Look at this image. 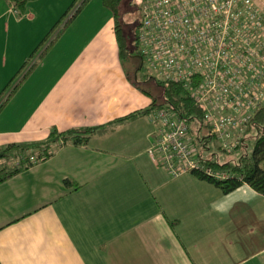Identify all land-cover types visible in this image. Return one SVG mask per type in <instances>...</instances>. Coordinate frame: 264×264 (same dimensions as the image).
Listing matches in <instances>:
<instances>
[{
    "label": "crops",
    "instance_id": "1",
    "mask_svg": "<svg viewBox=\"0 0 264 264\" xmlns=\"http://www.w3.org/2000/svg\"><path fill=\"white\" fill-rule=\"evenodd\" d=\"M74 1L30 0L15 12L0 0V103ZM84 5L0 107V145L107 126L152 101L124 66L107 6L98 26L71 31ZM149 114L0 182V264H264V193L170 175L148 152L158 128Z\"/></svg>",
    "mask_w": 264,
    "mask_h": 264
},
{
    "label": "built area",
    "instance_id": "2",
    "mask_svg": "<svg viewBox=\"0 0 264 264\" xmlns=\"http://www.w3.org/2000/svg\"><path fill=\"white\" fill-rule=\"evenodd\" d=\"M139 8L136 36L149 74L182 82L217 145L235 149L264 106V8L255 0H142ZM149 116L158 128L148 152L159 165L172 176L204 168L174 110Z\"/></svg>",
    "mask_w": 264,
    "mask_h": 264
},
{
    "label": "trees",
    "instance_id": "3",
    "mask_svg": "<svg viewBox=\"0 0 264 264\" xmlns=\"http://www.w3.org/2000/svg\"><path fill=\"white\" fill-rule=\"evenodd\" d=\"M7 1L18 12H22L25 10L27 3L30 0ZM87 1L88 0H81L58 30L55 33H47V35L42 39L37 48L31 54L30 58L22 65L20 72H22L27 65L29 66H27L26 70L23 72L15 85H13L7 92L6 96L0 103V107L9 99L14 89L37 64L53 41L64 30L68 22L72 20L75 14L78 13ZM75 2L76 1H74L69 9L75 4ZM102 3L112 12L114 31L120 57L125 60L133 54L140 55L136 36L139 19L133 33H126L118 18L117 9L120 0H102ZM138 10H140L139 7ZM59 22L60 21H58V23ZM54 28L55 27H53L52 30H54ZM42 46L43 48L37 54L36 58L28 64ZM154 78L162 88V101L157 102L156 99H152L148 105L130 111L109 121L107 126L96 125L87 127H72L66 130H58L55 127H51L44 139L8 142L0 145V159H3V161L0 162V182L18 172L26 170L29 166L36 162L45 160L57 147L62 144L67 142L73 144H84L88 141L91 134L105 131L111 124L124 123L136 119L137 117L149 114L158 108L167 106L174 110L176 114L185 121L188 125L190 133H192L194 141L199 147V156L201 158V162L204 164V168L193 169L191 171L192 173L201 179H205L213 183L224 193H228L242 184H248L255 190L264 193V106L260 107L250 119L246 127L245 137L242 139L241 143L235 149L226 151L217 145L214 136L210 133L209 127L203 119L201 106L195 102L194 98L185 89L183 83L180 81ZM146 92L148 93V91ZM249 140H252L250 148L247 147ZM212 144L214 145L213 150L211 146ZM218 151L222 152L224 156L223 159L220 158ZM237 151H239L238 154H236ZM9 159L14 161L11 165L8 164ZM207 167H209L212 171L222 172L225 175L223 177H216L211 173H207ZM64 181L68 183L69 179H65Z\"/></svg>",
    "mask_w": 264,
    "mask_h": 264
},
{
    "label": "rangeland",
    "instance_id": "4",
    "mask_svg": "<svg viewBox=\"0 0 264 264\" xmlns=\"http://www.w3.org/2000/svg\"><path fill=\"white\" fill-rule=\"evenodd\" d=\"M141 1L142 0H120L119 6L117 9L118 18L126 33L132 34L138 19H140V11L138 10V7H140ZM255 1L264 8V0H255ZM79 2H81V0H78L71 7V9L68 11L64 19L62 20L63 22L70 16V14L79 4ZM108 14H110V10L106 6L103 5L102 0H88L84 5V9H83V12L80 18L77 20L74 26L73 25L70 26V29L72 31L75 27H78L79 23L88 24L89 26H91V28H93L94 26L96 25L98 26L100 23H102ZM61 23L58 25V27H60ZM70 34H71L70 31L66 33V35H70ZM43 46L39 49V51L29 61L28 64L32 62V60L37 56V54L43 48ZM123 62L127 70L134 72V74H136V79L138 80V84L142 88H144L146 91H148L150 99L151 100L156 99L157 102L162 101V88L155 81V78H154L157 76L149 74L148 69L146 68V62L144 61V58L141 55L133 54L132 56H129L127 59H125ZM13 84H11V86ZM9 89L6 92H8ZM190 134L192 135V133ZM251 144H252V140H249L247 147L250 148ZM211 146L213 150L214 145L212 144ZM218 153H219L220 158L223 159L224 156L222 152L218 151ZM238 153L239 151L236 152V154ZM1 161H3V159H0V162ZM12 162H14L12 159L8 160L9 165H11Z\"/></svg>",
    "mask_w": 264,
    "mask_h": 264
}]
</instances>
